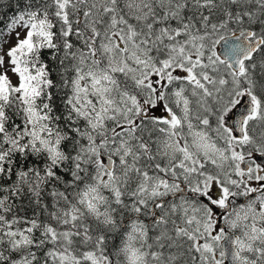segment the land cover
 Wrapping results in <instances>:
<instances>
[{
	"label": "snow or ice",
	"instance_id": "snow-or-ice-1",
	"mask_svg": "<svg viewBox=\"0 0 264 264\" xmlns=\"http://www.w3.org/2000/svg\"><path fill=\"white\" fill-rule=\"evenodd\" d=\"M14 7L0 264H264V0Z\"/></svg>",
	"mask_w": 264,
	"mask_h": 264
},
{
	"label": "trees",
	"instance_id": "trees-1",
	"mask_svg": "<svg viewBox=\"0 0 264 264\" xmlns=\"http://www.w3.org/2000/svg\"><path fill=\"white\" fill-rule=\"evenodd\" d=\"M0 5H2L0 6V20L6 23L15 12V0H0ZM0 27H2V23H0Z\"/></svg>",
	"mask_w": 264,
	"mask_h": 264
}]
</instances>
